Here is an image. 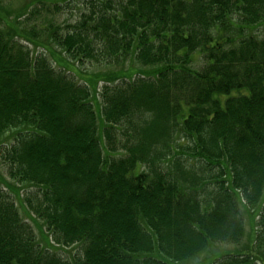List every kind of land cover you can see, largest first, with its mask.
I'll return each mask as SVG.
<instances>
[{
  "label": "trees",
  "instance_id": "obj_1",
  "mask_svg": "<svg viewBox=\"0 0 264 264\" xmlns=\"http://www.w3.org/2000/svg\"><path fill=\"white\" fill-rule=\"evenodd\" d=\"M55 1L0 0V264H264V0Z\"/></svg>",
  "mask_w": 264,
  "mask_h": 264
},
{
  "label": "rangeland",
  "instance_id": "obj_2",
  "mask_svg": "<svg viewBox=\"0 0 264 264\" xmlns=\"http://www.w3.org/2000/svg\"><path fill=\"white\" fill-rule=\"evenodd\" d=\"M30 1L32 0H3V4H4V7L6 8L8 7V8H12V10H17L18 8L29 3ZM55 2L59 3L63 7L62 12L55 17V23H57V25H63L65 23H68V24L74 23L80 17L81 13L86 12L87 10V3L85 2V0H56ZM133 64L135 65V69H139V68L141 69V67L138 66L136 63H133ZM81 69L84 70V72H86L84 73V75H89L92 77L94 75L96 76H101V75L109 76L110 74L119 75L117 74V72L121 68L114 67L112 65H104V64H93V65L85 64ZM102 84L103 83H99L98 87L100 88ZM12 132L13 131L5 135L2 140L7 139L6 142L10 144L13 141V139L9 137L8 135H11ZM5 172H6L5 166L0 161V177L3 179H6L7 181H10ZM21 193L24 195L23 191ZM9 196H11L14 204L16 205L21 219L24 222H27L28 224H30L35 234L36 239L40 241L41 232L38 229V227H40V223H39L40 221H38L36 224L32 223L33 221L30 219V214H28L27 209L22 205L23 204L22 198L20 200H17L15 197H13V195L9 194ZM31 217L33 216L31 215ZM254 233H255L254 225L250 222V219L245 217L244 236L241 242L239 243V245H235V244L214 245L211 249H209V251L201 254L200 256L193 259L192 261H189L187 264H199L202 261H204L207 257H209L214 251H222V253H225V252H230V251L233 252L236 250V248L242 249L245 246H247V242L250 241L254 237ZM78 253L79 251L77 247L74 246V247L67 248L64 252L60 254L63 258H69L70 256H76ZM259 264H263V263L261 262Z\"/></svg>",
  "mask_w": 264,
  "mask_h": 264
}]
</instances>
